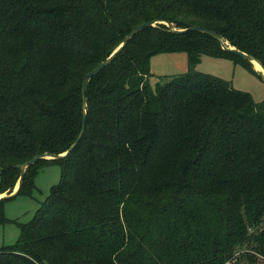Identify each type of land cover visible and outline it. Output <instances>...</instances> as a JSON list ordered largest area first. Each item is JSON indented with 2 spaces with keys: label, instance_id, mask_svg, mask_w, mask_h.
<instances>
[{
  "label": "trees",
  "instance_id": "obj_1",
  "mask_svg": "<svg viewBox=\"0 0 264 264\" xmlns=\"http://www.w3.org/2000/svg\"><path fill=\"white\" fill-rule=\"evenodd\" d=\"M148 20L87 79L75 145L26 168L18 193L47 160L61 175L0 264H264V99L195 68L252 63L164 22L264 65V0H0V194L74 142L82 76ZM176 51L187 70L152 89L150 56Z\"/></svg>",
  "mask_w": 264,
  "mask_h": 264
},
{
  "label": "rangeland",
  "instance_id": "obj_2",
  "mask_svg": "<svg viewBox=\"0 0 264 264\" xmlns=\"http://www.w3.org/2000/svg\"><path fill=\"white\" fill-rule=\"evenodd\" d=\"M149 67L151 74L148 83L152 89H155L157 82H162L165 76L187 70V54L184 51L153 53L149 59ZM195 68L228 80L233 87L249 92L255 101L264 99V80L253 66L244 65L241 61L227 57L203 54L195 64ZM60 175L59 161L47 160L36 171L32 180L33 186L29 190L20 191L4 200L6 220L0 222V246L13 244L16 241L20 224L31 219L37 207L45 201L51 186L58 183ZM243 248L241 247L240 250Z\"/></svg>",
  "mask_w": 264,
  "mask_h": 264
},
{
  "label": "water",
  "instance_id": "obj_3",
  "mask_svg": "<svg viewBox=\"0 0 264 264\" xmlns=\"http://www.w3.org/2000/svg\"><path fill=\"white\" fill-rule=\"evenodd\" d=\"M164 22L167 24L168 29L170 31L181 32V31H185V30H198V31H201V32H204L206 34L213 36L214 38H216L219 41L221 47L224 50L230 51V52H232V53H234V54H236V55H238V56H240L246 60H249L251 63H252V61H256L261 66L263 72L254 68L253 64H252V66L256 71H258V73L260 74V76L264 80V65L253 55H251L245 51H242V50L236 48L235 46H233L231 44H228L226 41L223 40L222 36L219 33H217L216 31H214L210 28H207L205 26H201V25L193 24V23L189 24L185 28H176V27L172 26V24L170 22H167V21H164ZM151 25H155V21L148 20V21H144L140 24L132 26V28L129 30V32L124 35V37L122 38L120 43L110 52V54L106 58L101 60L93 69H91L89 72H87L86 74H84L82 76V78H81V96H82L83 110H82V117H81V129H80L78 135L76 136L74 142L62 153H48V152L39 153V154H36L35 156H33L32 158H30L29 160H27L23 163H20L19 164V168H20L19 177L16 181L15 186L13 187L11 192L1 193L0 198L8 199V198L15 196L18 193L19 188L22 184L24 172L30 164H32L33 162H35L39 158H59L65 154H67L70 151V149L75 145L77 140L81 137V135L83 133L84 125H85V117H86L85 84H86L87 79L90 78L92 75L98 73L103 67H105L118 54V52L122 49V47L128 42V40L136 32H138L139 30H141L144 27L151 26Z\"/></svg>",
  "mask_w": 264,
  "mask_h": 264
},
{
  "label": "bare ground",
  "instance_id": "obj_4",
  "mask_svg": "<svg viewBox=\"0 0 264 264\" xmlns=\"http://www.w3.org/2000/svg\"><path fill=\"white\" fill-rule=\"evenodd\" d=\"M252 64H253L254 68H256V69L260 70L261 72H263L261 66L256 61H252Z\"/></svg>",
  "mask_w": 264,
  "mask_h": 264
}]
</instances>
